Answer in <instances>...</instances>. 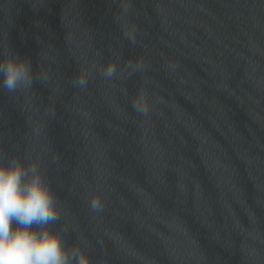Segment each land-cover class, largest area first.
Segmentation results:
<instances>
[{
	"label": "water",
	"instance_id": "95a60500",
	"mask_svg": "<svg viewBox=\"0 0 264 264\" xmlns=\"http://www.w3.org/2000/svg\"><path fill=\"white\" fill-rule=\"evenodd\" d=\"M5 48L49 77L0 89V152L41 163L69 246L92 264H264V0H0Z\"/></svg>",
	"mask_w": 264,
	"mask_h": 264
},
{
	"label": "clouds",
	"instance_id": "9594fccd",
	"mask_svg": "<svg viewBox=\"0 0 264 264\" xmlns=\"http://www.w3.org/2000/svg\"><path fill=\"white\" fill-rule=\"evenodd\" d=\"M129 8L130 4H122L123 12ZM136 31L135 26L124 27V37L132 44L136 43ZM126 64L140 71L144 60L139 57L135 64L131 60ZM99 70L105 81L123 75L118 72L117 59ZM48 77L40 68L39 75L34 73L30 58L8 48L0 52V89L9 95L32 90L37 80L44 84ZM91 77V72L79 71L73 86L85 90ZM132 107L138 115L148 114L149 102L142 91L132 98ZM88 206L93 212H102L101 196L91 195ZM61 213V202L41 163L29 156L0 152V264H92L84 248L69 246L64 232L53 229Z\"/></svg>",
	"mask_w": 264,
	"mask_h": 264
}]
</instances>
